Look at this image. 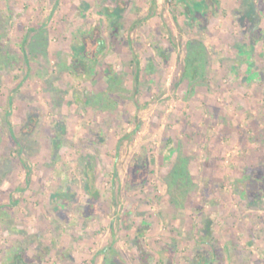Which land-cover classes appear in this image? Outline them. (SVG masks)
<instances>
[{"label": "rangeland", "instance_id": "1", "mask_svg": "<svg viewBox=\"0 0 264 264\" xmlns=\"http://www.w3.org/2000/svg\"><path fill=\"white\" fill-rule=\"evenodd\" d=\"M79 2L0 0V161L8 164L7 173L0 178V264H64L56 249L46 253L44 263L38 262L32 244L48 234L49 225L31 213L33 209L48 212L47 207L53 206L56 200L52 197L50 203L48 193L59 190L54 176L62 173L67 193L73 190L80 203L85 202L81 161L87 158L102 166L99 188L106 203L116 192V215L113 202L106 204L105 213L108 220L116 217V242L120 241L127 259H132L129 264L145 263L141 248L154 252L145 255L147 261L152 259L150 264H164L161 232L144 238L141 231L135 237L132 231L147 213L158 210L161 183L152 179L148 187L138 189L126 176L131 158L142 152L144 144L149 143L153 158L159 160L164 146L174 147L171 158H175L177 140L184 141L192 158L199 160L194 175L200 183L195 188L190 185L194 197L185 202L191 203L194 211L201 207L206 214L218 211L208 229L199 228L195 234L186 227L181 230L184 255L191 252L192 237L206 238L215 248L220 247L221 253L232 250V255H239L231 264H264V0H163L156 11V26L162 31L163 47L159 48L166 47L169 53L163 54L159 85L139 87L138 91L134 86L125 89L120 82L110 83L108 89L102 87L101 80L107 74L114 77L111 69H118L120 61L115 49L99 52L97 40L92 38L87 40L92 57L87 64L93 68V77L70 72L79 63L73 49L79 46L83 30L100 21L102 34L107 38L116 35V17L120 16L114 12L107 17L101 14L103 9L88 6H84L85 17L80 16ZM151 6L149 0L141 8L146 13L139 17L147 18ZM148 25L154 27L153 22ZM136 30H130L134 44L144 36ZM148 41L141 56L143 63L154 47ZM87 64L85 61L83 66ZM202 64L204 69L195 77L194 65ZM107 67L109 73H102ZM135 73L127 76L132 79ZM123 75L120 78H125ZM115 91L116 119L107 112L103 117V108L110 107L107 97ZM87 96L92 110L87 107L83 111ZM66 110L70 118L60 119ZM102 119L108 126L101 138L95 130ZM63 121L68 129L65 135L58 133ZM58 138L65 143L54 152ZM96 139L101 140V146ZM210 144L214 145L210 158L218 160L215 168L204 167L202 162L209 156ZM114 163L119 173L116 182ZM161 170L155 167L153 178L158 179L155 176ZM15 196H21L19 203ZM2 206L13 209L11 216H4ZM56 216L43 217L53 221ZM67 217L62 215L64 222L59 220L66 225L60 235L70 234L71 225L80 228L78 212L72 210ZM171 221L162 225L165 235ZM120 225H125V230L119 229ZM17 226H23L24 231ZM30 228L37 232L32 235ZM102 236L109 238L104 232ZM227 237L232 238L234 247L223 246Z\"/></svg>", "mask_w": 264, "mask_h": 264}, {"label": "crops", "instance_id": "2", "mask_svg": "<svg viewBox=\"0 0 264 264\" xmlns=\"http://www.w3.org/2000/svg\"><path fill=\"white\" fill-rule=\"evenodd\" d=\"M73 1H75V3L80 1L78 3L81 9L80 16L85 17L86 11H84V6L92 7V9L94 10H99L101 8L103 9L101 11V14H106L107 17H109L114 12H116V15L120 13V16L116 17V35L113 33L112 36L107 38L106 34H102L100 32V27L102 26V23L100 21L91 29L86 28L87 30H83L84 33L79 36V46L73 49V53H75L76 56H78L79 58V63H76L75 66L72 67L73 69L70 72H72L75 76L78 77L82 75L86 78L93 77V68L90 64H87V62L90 61L92 58L89 51L90 49L87 46V40L92 38L94 40H97L96 44L98 48H100L99 52H101L102 50L104 51V48L112 50L115 49L116 59L120 61L118 69H111L114 73V77H110L107 74V78L104 77L101 80L103 84L102 87L105 86L108 89L111 86L110 83L115 82V85H117L118 82H120L119 85L121 87L124 86V88L126 89L128 86H134L138 91L139 87L141 88L143 86L150 87L154 85H159L160 72L164 68V64H162L163 54L169 53L166 47L165 49L159 48L160 46L163 47V44L160 43L162 31L160 30V27L156 26V18L159 16L156 11L157 8L160 9V7L162 6L163 0H152V9L151 12L149 11V14H147V18H140L139 16L144 15L146 13L142 11L141 8L142 6L147 5L149 0ZM105 8L107 11H104ZM198 9H200L199 6ZM120 10L121 12H119ZM84 17H82L81 22L84 20ZM200 17H204V14H201ZM148 22H153L152 26L154 27H150L148 25ZM135 29L140 30L141 32L143 31L144 36H142L140 40H136L134 44L133 40L135 37L133 36V33L130 34V30L132 31ZM26 40V37L23 38V41ZM147 41L149 43L151 42L154 47L150 48L152 49V52H149V55L147 56L148 60L143 63L141 56L144 54L143 51H145ZM43 49L44 48H40V50ZM160 50H164V52H160ZM107 51L109 52V50ZM85 61L87 65L83 66ZM197 67H199V69ZM203 69L204 64H202L201 67L200 65H194V76L199 77L200 75L198 73H200ZM105 71L106 73H109L108 67L103 68L102 73H105ZM119 71H122L120 75L118 73ZM123 71H128V73L134 71L136 72L135 77L129 79V77L127 76L128 73H124ZM122 75L125 76V78H120V76ZM98 78L99 75H97V77L94 79L95 83L97 82ZM125 89H123V91ZM137 91L135 90V93H137ZM109 99L110 107L103 108V117H105L104 112H107L110 118L116 119V91L112 96L107 97V100ZM89 100H91V98L90 96H87L83 102V111H86L84 109H87V107L92 110V107L89 105L91 104ZM134 103L136 105V109H138L139 103L136 100V96ZM62 114L63 115L60 117V119L64 117L68 119L71 116L69 110H66L65 113ZM213 117L215 118L214 114ZM35 118H37L36 114ZM100 122V125L96 128L95 131L97 133L96 135H99L102 138L104 136L103 134L106 131V126H108V124L104 119H102ZM66 125L67 124L64 121L59 125V134L65 135L68 133ZM33 126L35 128L34 124H32V127ZM207 133L208 132H205V135ZM211 136L212 135H210V137ZM101 140H104V138ZM97 141L98 145H100L101 142L99 141V139ZM64 143L65 140L63 141V139L61 140V138L56 139L55 147H53V150L55 149L54 152H57ZM184 143V141L182 142L177 140V147H175V149H177L178 151H176L177 154L175 158H171L172 156H174V147L170 148L164 146L162 147V149H160L161 158L159 160H156L155 158H153L149 143L144 144L141 153L136 154L131 158L128 165V176H126L128 183L133 184L138 189L141 187H148V184L150 181H152V179H156L158 182L161 183V189L157 192V195L160 196V206L155 213H147L142 218V222L140 224L138 223L136 229L132 230L134 232V237L139 235L138 233L140 231L141 236H145L144 238H146V236L148 235L155 236V234L161 232V240L159 241V245L161 246L160 253L162 254V260L164 264H231L235 261V255H232V250L229 252L230 254H227V252L221 253L220 247L215 248L214 244L206 238L200 240L195 239V237H192V241L190 242L191 252L187 255H184V253L182 252L183 245L185 244L183 242L184 240L180 242V240L182 239L180 236L181 230L186 227L189 232L195 234L199 228L201 229V231L208 229L210 220L213 217V213H218L217 210H214L215 212L212 211L206 214V212H203V207L200 208L202 210L199 209L197 211V208H195L194 211L192 207H190L191 203L187 204L185 202L186 199L194 197V194H191L188 188L191 184L195 188V186L200 183V178L198 176L197 178L194 175V168L196 167L199 160H196V157L192 158V154H190L189 150L186 149L187 146ZM119 144L120 142H118L117 147ZM211 146L214 147V145H208V159L205 158L204 160H202L204 167L207 168H215L216 166H218V160H216V158H210V156L213 157V154L210 153L214 151ZM210 147L211 150L209 149ZM2 162L3 161H0V178L3 177L2 174L7 173L8 168V164ZM81 162L83 163L82 169L84 171L82 181L85 182V190H83L84 193L82 197L85 199V202L80 203V197L74 194L75 192L71 190V186H67L68 188H70L69 190H71L67 193V190L64 189L65 187L63 186V182L65 183L66 177L62 173L54 176V183L56 185L59 183L58 186H56L59 190L54 193H48V199L50 200V203L52 197L56 200L53 203V206L51 204V206L47 207L48 212H46L45 209H43L44 211L40 210L39 212L33 209V213H31L33 216L35 214H38L41 218L40 221H44V223L49 225L48 234L44 233V238H40L39 236L38 239L32 244V246L36 249L35 257L38 258L37 260L39 263H44L48 256V254L46 253H50L51 250L56 249L60 256V259L63 261L64 264H129L132 259L130 261L129 259H127L126 253H124L121 248L120 241L116 242V217L108 220L106 218L105 213V211L108 210V206L106 207V204H110L109 202H113V215H116V208L114 207V199L116 200V192L111 193L110 201L106 203V201L104 200V193L101 192L99 188V177L104 172L102 166L99 163L95 166L94 163L92 164V160L90 161L89 159L88 161V158L82 159ZM155 167L162 168L160 174L158 176H155L158 177V179L153 178L152 175L153 171L155 170ZM112 172H114L113 176L116 182V175H119L118 170H116V163H114L113 165ZM6 180L7 178L5 176V182ZM120 181H122L123 183V179ZM154 193L156 195V191ZM20 197L21 196H15L14 199H16V202L19 203ZM132 206L136 208L137 203H134ZM17 209L19 210V207ZM1 210H5L4 216H6L7 214L11 216V212L13 211V209L9 206H2ZM23 210L27 211L26 208H23ZM72 210L78 212L80 218L77 219V224L80 226V228L76 229L75 225H71L73 229L70 230V234L66 233L64 235H60V232L64 229V227H66V225H62L64 223H60L64 222L61 217L63 215V217L65 216V218H68L67 215L68 213L70 214V211ZM45 214H55L57 216L54 218L55 220H48V222L46 218L43 217L45 216ZM192 215L199 217L197 218ZM21 216L25 217L24 213H22ZM207 218L208 220H206ZM69 219L72 220L71 218ZM168 220H172L171 222L173 224L171 223L168 233L165 235V232L162 233V225ZM8 223L10 224V222ZM68 224L67 226H70ZM17 227L19 228V230L24 231L23 226ZM127 227L129 229L130 225L128 224ZM119 229L125 230V225H120ZM29 231V233H31L32 235L37 232L36 229L33 230V228H30ZM103 232L104 234H107V237L109 238H104L102 236ZM157 237L158 236L156 235V238ZM140 239H142V237ZM226 239L227 240L223 244V246L231 245L232 247H234V244H232V238L227 237ZM138 244L140 245V243ZM150 251L151 252H149V250H144L141 248V250L139 251V253H141L143 257L141 261L145 262L141 264H150V262H152L151 258L150 261H147L146 259L147 253L149 254L153 252L152 250ZM238 257L239 255H236V260L239 259Z\"/></svg>", "mask_w": 264, "mask_h": 264}]
</instances>
